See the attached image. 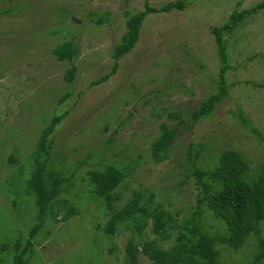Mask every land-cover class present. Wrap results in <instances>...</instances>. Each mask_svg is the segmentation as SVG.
Masks as SVG:
<instances>
[{
  "label": "rangeland",
  "instance_id": "obj_1",
  "mask_svg": "<svg viewBox=\"0 0 264 264\" xmlns=\"http://www.w3.org/2000/svg\"><path fill=\"white\" fill-rule=\"evenodd\" d=\"M170 1L175 0L149 3L160 8ZM184 1L183 9L148 14L138 41L119 59L115 73L97 82L111 71L112 48L125 29L124 11L144 9V0H0V245L11 246L18 238L26 246L38 221L34 199L26 193L30 172H15L8 157L15 153L18 164L24 163L55 114L62 117L46 138L53 141L51 155H67L65 163L75 170L72 193L64 195L67 200L58 203L55 216H47L30 238L28 264H122L130 236L163 247L170 244L152 231L151 220L142 235L131 231V224H118L114 234L96 227L104 225L111 212L85 185L92 161L75 163L95 148L111 161L143 154L115 188V207H121L132 190L143 193L142 203L154 193L153 203L161 202L177 222L193 209L198 192L185 163L190 142L205 145L198 159L202 166L228 148L241 152L251 166L264 159V87L259 86L264 84V8L223 34L229 50L228 94L210 116L186 125L190 111L217 89L221 63L213 28L235 9L249 10L262 0ZM104 12L107 22L97 24L94 19ZM66 39L80 46L70 82L64 74L71 62L56 59L52 52ZM178 109L181 118L168 117ZM162 121L177 133L170 158L155 163L149 146ZM207 213L205 226L220 223ZM252 239L247 247L254 246ZM247 247L222 249V261L244 264ZM10 249L0 252V264H13ZM139 257L149 264L142 253Z\"/></svg>",
  "mask_w": 264,
  "mask_h": 264
},
{
  "label": "trees",
  "instance_id": "obj_2",
  "mask_svg": "<svg viewBox=\"0 0 264 264\" xmlns=\"http://www.w3.org/2000/svg\"><path fill=\"white\" fill-rule=\"evenodd\" d=\"M185 5L184 0H175L155 8L150 5L149 0H144V9L133 13L124 11L125 29L112 48L111 54L114 61L111 71L97 82L106 80L115 73L119 59L131 51L138 41L141 25L148 14L168 12L174 8L183 9ZM260 8H264V0L249 10L235 9L226 22L213 28L221 63L215 80L217 89L190 111L186 121L187 126H192L203 117L210 116L217 103L228 94L226 71L230 67L229 50L226 46L228 41L224 39L223 34L232 33V29L239 27L247 14L256 13ZM94 20L97 24L107 22L108 13L104 12ZM79 48V44L74 39H66L52 48L56 59L66 60L72 64L64 74V79L68 82L72 81L75 75L76 68L73 61L80 53ZM259 86L264 87V84ZM61 117L62 115L59 114L52 116L50 123L43 128L36 149L23 160L24 163L18 164L19 159L15 153H11L8 157V162L15 166V172L23 173L24 170L30 172L25 180L26 193L34 199L38 218L37 223L29 231L26 246H21L18 238L11 246L7 243L0 245V252L11 247L13 264H28L30 257L27 251L30 252L33 249L30 238L36 234L47 216H55L58 203L62 199L67 200L64 195L72 193V178L75 170L70 171L69 165L65 163L67 155L57 151L52 157L53 141L46 140L47 135L54 130ZM168 117L181 118V109L170 113ZM116 132L117 130H114V133ZM176 133V127L163 121L159 123L158 135L149 146V155L155 163L170 158L171 145L176 138ZM109 139L112 142L114 135ZM204 148L205 145L202 142L192 141L187 150L185 163L189 164L190 176L198 192L193 209L188 215H184L180 222H177L172 212L161 202L153 203L154 193L142 203L143 193L132 190L130 197L121 207H115L112 204L114 200L119 199V194L114 191L115 188L139 165L137 159L143 158L142 153H138L136 157L127 156L125 161H111L107 156L99 153L100 149L95 148L87 153L83 160L81 159L82 161L76 160L75 163L79 166L89 163V159L92 161L91 167L86 170L88 181L85 185L90 187V194L104 201L108 211L111 212L104 225L96 224L98 229H102L105 234H114L118 224L122 223L125 226L131 224L128 228L142 235L143 226L151 220L152 231L159 238L170 240V244L163 247L153 240L142 241L141 237L130 236L124 245L122 264H142L139 257L141 253L149 264H226L221 258L222 249L238 251L247 247L249 237H253L251 242L254 246L247 247L249 253L244 264H260L264 259V159L255 166H251L250 160L241 152L228 148L210 158L209 162L202 166L198 164V159ZM124 151L123 148L122 152ZM75 196L77 197V194ZM206 211L211 219H216L220 223L205 226L203 215ZM138 246L141 247L139 252ZM30 247L32 249H29ZM98 259L97 255L95 261Z\"/></svg>",
  "mask_w": 264,
  "mask_h": 264
}]
</instances>
